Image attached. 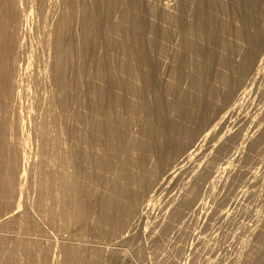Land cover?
I'll list each match as a JSON object with an SVG mask.
<instances>
[{
	"label": "rangeland",
	"instance_id": "374dc122",
	"mask_svg": "<svg viewBox=\"0 0 264 264\" xmlns=\"http://www.w3.org/2000/svg\"><path fill=\"white\" fill-rule=\"evenodd\" d=\"M262 35L264 0H0V264H264V85L221 126L199 103L231 49ZM95 88L108 102L85 114ZM179 110L215 145L164 180L161 223L130 230L126 190L156 185L191 138L156 145ZM234 128L253 135L224 164ZM204 166L224 176L203 190ZM190 183L203 204L183 221Z\"/></svg>",
	"mask_w": 264,
	"mask_h": 264
},
{
	"label": "bare ground",
	"instance_id": "6f19581e",
	"mask_svg": "<svg viewBox=\"0 0 264 264\" xmlns=\"http://www.w3.org/2000/svg\"><path fill=\"white\" fill-rule=\"evenodd\" d=\"M177 1V0H176ZM180 7V6H179ZM172 8V7H171ZM170 8V9H171ZM175 9V8H174ZM176 12V11H175ZM174 12V13H175ZM171 13V12H170ZM168 15V14H167ZM176 15V14H175ZM169 16V15H168ZM180 18V17H179ZM184 18V17H183ZM236 18V17H235ZM170 19V18H169ZM176 19V18H175ZM173 20V18H172ZM184 20V19H183ZM232 20V19H231ZM180 21V20H179ZM226 21V20H225ZM263 21V20H262ZM187 22V21H186ZM261 22V20H260ZM174 23V21H173ZM188 23V22H187ZM226 24V23H225ZM240 24V23H239ZM259 24V23H258ZM184 25V24H183ZM236 25V24H235ZM180 26V25H179ZM257 26V25H255ZM259 26V25H258ZM172 27V26H171ZM182 27V26H181ZM209 27V26H208ZM170 28V27H169ZM188 28V27H187ZM253 28V27H252ZM255 28V27H254ZM261 28V27H260ZM178 29V28H177ZM160 31V30H159ZM259 31V30H258ZM159 33V32H158ZM246 36V35H245ZM263 36V35H262ZM261 36V37H262ZM174 37V36H173ZM184 37V36H183ZM247 37V36H246ZM251 37V36H250ZM264 37V36H263ZM252 38V37H251ZM225 39V38H224ZM240 39V38H239ZM248 39V38H247ZM242 40V39H241ZM244 40V39H243ZM256 40V39H254ZM224 41V40H223ZM233 43V42H232ZM237 43V40L236 42ZM238 44V43H237ZM236 44V45H237ZM185 45V44H184ZM230 46V45H229ZM238 46V45H237ZM234 49V48H233ZM174 51V50H173ZM223 51V50H222ZM226 51V49H225ZM182 53V52H181ZM230 54L227 56L226 54V59L224 61L223 64L222 61L221 63L219 64L220 65V68H218L216 70V74L217 76H213L214 77V80H210L211 85L213 88H215V92L217 93V91H219L220 93H218V95H213L211 92V90H213V88H210V86L208 88L210 92H208V90L206 92H208V94L206 95V92H205V95L204 98L201 100L203 101H200L199 103L202 102L203 106H209L207 107V109L209 110V108H211V119L210 121H207V124L208 122H211L213 121L214 119V123L215 125H223L227 119H229L233 114L237 113V111H239L241 109V107L243 106V103H244V100L248 97H250L253 93H256L258 94V90H262L260 85L263 84L264 85V39L260 40V41H254V43H251L249 41H243V43H241V45H239V47L237 48L235 46V50H232L229 52ZM221 55H223L221 53ZM225 57V55H224ZM176 59V58H175ZM187 60V59H186ZM183 65V64H182ZM208 66V64H206ZM204 67V66H203ZM209 67V66H208ZM216 68H214L215 70ZM211 71V69H209ZM212 76V75H211ZM212 77V78H213ZM198 80V79H197ZM203 80V79H202ZM205 80V79H204ZM190 81V80H189ZM209 82V83H210ZM261 85V86H263ZM208 86V85H207ZM96 89V88H95ZM105 89V88H104ZM103 89V90H104ZM155 89V88H154ZM207 89V88H206ZM204 89V91L206 90ZM218 89V90H217ZM156 90V89H155ZM259 90V91H260ZM202 91V89H201ZM114 92V91H113ZM192 92V91H191ZM262 92V91H260ZM264 92V91H263ZM262 92V93H263ZM104 93V92H103ZM106 93V92H105ZM104 93V94H105ZM204 93V92H203ZM210 93V94H209ZM102 94V91L101 90H87L86 93H85V108H86V113L85 114H88V110L90 112L91 109H98L100 108L101 104H102V107H103V104H105L106 106V103L108 102V100H106L107 98V93L106 95ZM180 94V93H179ZM256 94L254 96H256ZM259 95V94H258ZM198 97V96H197ZM253 97V96H252ZM261 97V96H260ZM109 98V97H108ZM199 98V97H198ZM257 98V97H256ZM263 98V97H262ZM110 99V98H109ZM155 99V98H154ZM200 99V98H199ZM253 99V98H252ZM258 99V98H257ZM115 100V99H114ZM113 100V101H114ZM198 100V99H197ZM105 101H107L106 103H104ZM195 101V100H194ZM194 101H191V102H194ZM255 101V100H253ZM262 101V100H261ZM175 102V101H174ZM256 102V101H255ZM259 102V101H258ZM111 103V102H110ZM108 103V105L110 104ZM198 103V104H199ZM250 103V102H249ZM253 102H251L252 104ZM118 104V103H117ZM178 104V103H177ZM186 104V103H185ZM189 104H192V103H189ZM197 104V105H198ZM247 104V103H246ZM111 105V104H110ZM109 105V106H110ZM173 105V104H172ZM193 105V106H192ZM191 106L194 107V104H192ZM183 106V105H182ZM186 106V105H185ZM184 106V108H185ZM190 106V107H191ZM200 106V105H199ZM198 106V107H199ZM250 106V105H249ZM248 106V107H249ZM181 107V106H180ZM185 108L188 110L189 109H192L194 111V113L196 114L198 112V109H201L202 108V105L200 106L201 108ZM244 108V107H243ZM259 108V107H258ZM102 109V108H101ZM203 109V108H202ZM206 107H205V110H207ZM78 110V105L76 106V111ZM80 110V109H79ZM108 110V109H107ZM110 110V109H109ZM183 110V109H182ZM187 110L185 111H180L181 113H176L174 115L175 118L172 117V119L175 121H173L175 124H173V122H171L172 126L175 125L174 129H172L171 133L174 134L172 135L173 137L175 138H171V135H168V134H163L161 136H159V138H156V145L160 148V149H163L164 147L166 146H169L171 147V145L175 144L176 145V142L178 140V142L180 143L179 140H182V136L183 134L187 131V130H190L192 131V133H190V139L187 141L186 140V143L182 146L183 149L181 151V153L174 157V164L172 165V167L169 169V170H165L163 171V177L161 179H159L157 181V184L155 185H152V186H149L151 187L150 189L147 188H144V185L142 183L141 180H137L138 183H136V187L134 186L133 189L129 188L128 190H126L125 192V195H124V198H125V201H126V204H129V203H132L133 206V217H134V221L132 222V224L130 225V230L132 229H135L137 226H139L142 222L146 221L147 219L153 217V223H156L157 221L160 222L159 218L160 216H158V214L155 212L156 210H158L160 207H158L156 204H155V201L153 202V198L155 196L159 197L160 196V192H161V188L163 186V183H164V180L166 181L167 178L168 180L173 178L174 176H176V174H180V172H183L186 164L195 156L199 155L204 149L208 148V147H214L215 144H212V146L208 145V140L210 139L211 137V131H213L212 129L210 128H206V127H202V129H198L196 130V132L193 133V128L192 126L194 127V122L197 120V117L195 116L194 113L192 112H189L188 114H186L185 112H188ZM190 110V111H192ZM248 110V109H247ZM246 110V111H247ZM103 111V110H102ZM100 111V113L102 112ZM242 111V110H241ZM245 111V112H246ZM99 112V111H98ZM121 112V111H120ZM178 112V110H177ZM203 112V110H202ZM210 112V111H209ZM252 112V111H251ZM116 113V112H115ZM113 113V114H115ZM205 112H203L204 114ZM241 113V112H240ZM248 113V112H247ZM91 114V113H90ZM96 114V113H94ZM102 114V113H101ZM105 114H106V111H105ZM172 114V113H171ZM194 114V115H193ZM199 114V112H198ZM242 114V113H241ZM245 114V113H244ZM161 115V114H160ZM202 115V113L200 114ZM236 115V114H235ZM247 115V114H246ZM76 116L79 117V113L78 111L76 112ZM88 116V115H87ZM99 116V115H98ZM193 116L196 117V120L194 121L193 120ZM207 116V114H206ZM209 116V115H208ZM76 117V118H77ZM112 117V116H111ZM201 117V116H200ZM205 117V116H204ZM203 117V118H204ZM209 117V118H210ZM248 117V116H247ZM91 118V117H90ZM100 118V117H99ZM161 118V117H160ZM202 118V117H201ZM208 118V117H206ZM86 119V118H84ZM93 119V118H92ZM95 119V118H94ZM78 120V118H77ZM98 120V119H97ZM108 120V119H107ZM115 120V119H114ZM171 120V119H170ZM252 120V119H251ZM256 120V119H255ZM80 121V120H79ZM88 121V120H87ZM116 121V120H115ZM122 121V120H121ZM120 121V122H121ZM90 122V121H89ZM88 122V123H89ZM92 122V121H91ZM198 122V120H197ZM86 123V122H85ZM96 123V122H95ZM244 123V122H243ZM73 124V123H72ZM90 124V123H89ZM88 124V125H89ZM94 124V123H93ZM123 124V123H122ZM198 124V123H197ZM263 124V123H262ZM84 125V124H83ZM87 125V126H88ZM214 125V126H215ZM90 126V125H89ZM97 126V125H96ZM99 126V125H98ZM110 126V125H109ZM205 126V125H204ZM236 126V125H235ZM81 127V126H80ZM93 128V126H92ZM102 128V127H101ZM112 128V127H111ZM114 128V127H113ZM121 128V127H120ZM212 128V127H211ZM76 129V128H75ZM87 129V128H86ZM170 129V128H169ZM192 129V130H191ZM233 129V128H232ZM78 130V129H77ZM91 130V129H90ZM106 130V129H105ZM241 130V129H239ZM237 128H234V130H230L229 133L226 134H223V135H220V138H221V143L219 142L220 144V152L223 153V155H228L227 156V159H221V161L225 164L226 162L228 163L229 161L231 160H234L236 159L237 157L240 156L241 152L243 151L244 147L247 145L248 143V139L251 138V136L253 134H246L247 136H244L241 138L240 142L237 143V139H238V135H240L238 133L239 131ZM93 131V130H92ZM113 131V130H112ZM168 131L167 133H170L169 131L170 130H166ZM259 131V130H258ZM76 132V131H75ZM90 132V131H89ZM257 132V131H256ZM78 133V132H77ZM92 133V132H91ZM155 133V132H154ZM161 133V132H160ZM159 133V134H160ZM213 133V132H212ZM254 133V132H253ZM75 134V133H74ZM188 134V132H187ZM76 135V134H75ZM82 135V134H81ZM97 135V134H96ZM107 135V134H106ZM182 135V136H181ZM185 135V134H184ZM77 136V135H76ZM84 136V135H83ZM92 136V135H91ZM157 136V135H156ZM241 136V135H240ZM239 136V137H240ZM219 138V139H220ZM188 139V138H187ZM99 140V139H98ZM117 140V139H116ZM185 140V139H184ZM236 140V142H235ZM78 141V140H77ZM95 141V140H94ZM219 141V140H218ZM91 142V141H90ZM234 142L236 143V145H234ZM182 143V141H181ZM82 144V143H81ZM83 146V145H82ZM87 146V145H86ZM102 146V145H101ZM181 146V145H180ZM218 146V145H216ZM250 146V145H249ZM113 147V146H112ZM173 147V146H172ZM158 148V149H159ZM91 149V148H90ZM154 149V148H153ZM172 149V148H171ZM209 149V148H208ZM215 149H218V148H215ZM104 150V149H103ZM155 150V149H154ZM149 151V150H148ZM152 151V150H151ZM164 151V150H163ZM167 151V150H166ZM172 151V150H171ZM102 152V150H101ZM117 152V151H116ZM154 152V151H153ZM156 152V151H155ZM160 152V151H159ZM177 152V151H175ZM174 152V153H175ZM173 153V151H172ZM178 154V153H177ZM100 155V154H99ZM152 156V155H150ZM175 156V155H174ZM225 157V156H224ZM217 159V158H216ZM237 160V159H236ZM149 161V160H148ZM192 161V160H191ZM221 162V163H222ZM149 163L151 164V160L149 161ZM224 164H222L224 166ZM229 164V163H228ZM199 165V163H198ZM206 165V164H205ZM222 166V167H223ZM151 167V166H150ZM199 167V166H198ZM192 168V167H191ZM195 168V167H194ZM202 168V166H201ZM226 168V167H225ZM224 169V168H223ZM222 169V170H223ZM201 172H202V176L200 177H196L198 180H199V183L203 184L202 185V189L204 190V188L208 187L209 185L208 184H211L212 182H214V180H218V178L222 175H219V173H216L210 169H206L205 166H204V169L201 170L199 169ZM225 170V169H224ZM223 170V171H224ZM264 170V169H263ZM187 171V170H186ZM197 171V170H196ZM195 172V171H194ZM201 172L197 173L200 174ZM218 172V171H217ZM226 172V171H225ZM231 172V170H230ZM229 172V173H230ZM184 173V172H183ZM196 173V172H195ZM196 173V174H197ZM223 173V172H222ZM228 173V174H229ZM194 174V177L195 175ZM22 175V173H21ZM199 176V175H198ZM224 176V175H223ZM256 176V175H255ZM192 177V176H191ZM193 177V178H194ZM254 177V176H253ZM145 178V177H144ZM150 177H148L149 179ZM221 178V177H220ZM255 178V177H254ZM191 179V178H188V180ZM209 179V180H208ZM147 180V179H146ZM185 180V179H184ZM186 180V181H188ZM221 180V179H220ZM227 180V179H226ZM185 181V182H186ZM225 181V180H224ZM228 181V180H227ZM225 181V182H227ZM145 182V180H144ZM190 182V180H189ZM193 182V181H192ZM191 182V183H192ZM142 183V184H141ZM188 184L189 187H191L190 185L192 184ZM206 185H205V184ZM222 183V182H221ZM216 184V183H215ZM194 185V184H193ZM192 185V186H193ZM224 185V184H223ZM188 187V186H187ZM186 187V188H187ZM188 187V188H189ZM197 186H193V188H195L194 190H189L187 191L188 194L187 195H183L182 193V196H180V203L178 204V206H182V208H178L177 210L180 212L178 213V215L180 214V217L181 219H183V221H187L188 218H187V215H190V214H187L188 210H191V211H197V212H200L198 211L200 208H201V203L202 201H198L199 199V190H197L196 188ZM204 187V188H203ZM147 189L149 191H147ZM190 189V188H189ZM192 189V187H191ZM202 189L200 191H202ZM185 190H188V189H185ZM191 191V192H190ZM248 191V190H247ZM148 192H150V194H148ZM180 192V190H179ZM244 192V191H243ZM203 193V192H202ZM206 193V192H205ZM247 193V192H246ZM148 194V195H147ZM240 194V193H239ZM249 194V193H248ZM162 196V195H161ZM175 196V195H174ZM203 196V194H202ZM232 196V195H231ZM201 197V196H200ZM174 198V197H173ZM203 198V197H202ZM201 198V199H202ZM230 198V197H229ZM238 198V197H237ZM200 199V200H201ZM174 200V199H173ZM242 200V198H241ZM178 201V202H179ZM227 201V200H226ZM225 201V202H226ZM234 201V200H233ZM236 202V201H235ZM234 202V203H235ZM205 203V202H204ZM222 203V202H221ZM230 204H232V202H230ZM123 206H125L123 204ZM172 206V205H171ZM227 206V205H226ZM114 207V206H112ZM111 207V208H112ZM117 207V206H116ZM121 207V206H120ZM231 207V206H229ZM234 207V206H233ZM115 208V207H114ZM119 208V207H118ZM117 209V208H116ZM204 209V208H202ZM123 210V209H122ZM223 210V209H222ZM114 211V210H113ZM190 211V212H191ZM208 211V210H207ZM14 212V211H13ZM12 212V213H13ZM222 212V211H221ZM233 212V211H232ZM177 212L175 211V214ZM189 213V212H188ZM192 213V212H191ZM208 213V212H207ZM219 213V212H218ZM224 214L228 215V213H225L223 212ZM177 215V216H178ZM195 215V214H194ZM198 215V213H197ZM200 215V214H199ZM198 215V216H199ZM157 216L159 218H157ZM204 216V215H203ZM221 216H222V213H221ZM163 217V216H162ZM198 218V217H197ZM187 219V220H186ZM204 219V218H203ZM225 219V218H224ZM151 221V220H150ZM182 221V220H181ZM149 222V221H148ZM178 222H179V219H178ZM189 222V221H188ZM147 223V221H146ZM158 223V222H157ZM161 223V222H160ZM183 225H184V222H183ZM157 226V225H156ZM159 226V224H158ZM154 229V228H153ZM155 231V230H154ZM164 231V230H163ZM216 235V234H215ZM204 237V236H203ZM231 242V240H230ZM194 244V243H193ZM235 244V243H234ZM225 246V245H224ZM216 249V248H215ZM225 250V249H224ZM192 251V250H191ZM219 251V250H218ZM213 252V251H212ZM223 252V251H222ZM189 253V252H188ZM217 254V253H216ZM161 257V256H160ZM227 260V259H226ZM161 261V260H160Z\"/></svg>",
	"mask_w": 264,
	"mask_h": 264
}]
</instances>
